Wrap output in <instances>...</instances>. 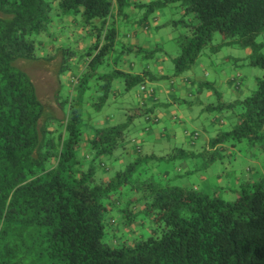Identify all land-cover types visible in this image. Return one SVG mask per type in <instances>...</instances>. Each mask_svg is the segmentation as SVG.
I'll use <instances>...</instances> for the list:
<instances>
[{
  "label": "trees",
  "instance_id": "trees-1",
  "mask_svg": "<svg viewBox=\"0 0 264 264\" xmlns=\"http://www.w3.org/2000/svg\"><path fill=\"white\" fill-rule=\"evenodd\" d=\"M175 3H180L186 19L175 22L185 32L177 39L173 77L190 71L209 45L212 54L223 47L249 49L251 64L264 70V45L257 42L264 34V0H155L139 5L147 9L139 22L147 24L150 15ZM129 6L130 0H0V264H264V167L257 180L242 183L235 201L172 185L168 172L164 184L139 183L133 176L136 163L142 161V138L131 126L140 117L154 123L152 109H134L123 123L112 124L107 117L97 126L85 125L82 105L88 72L96 63L100 67L109 62L119 43L115 22H109L115 11L125 18ZM80 18L83 25L93 24L91 35L96 34L86 54L89 70L84 78L72 74V86L78 83L76 100L71 92L64 102L57 95L63 111L59 119L46 110L30 76L15 64L39 59V51L46 48L43 38L53 35L51 49L62 56L61 69H66L76 52L60 44L57 32L65 25L76 27ZM214 33L222 36L221 44L212 45ZM128 49L125 52L132 51ZM134 49L150 60L155 57L153 51ZM47 52L42 58L49 57L50 49ZM96 68L91 77L104 82L98 86L103 95L93 103L97 109L106 106L110 96L120 97L117 80L124 83L123 94L136 87L153 94L148 84L167 79L117 68L101 73ZM199 90L221 98L211 83H200ZM241 90L237 85L235 92ZM216 108L240 111L232 130L212 140L215 151L204 148V154L227 152V138L263 147L264 75L251 96ZM120 148L137 162L108 178L113 168L103 159ZM173 154L174 161L195 157L184 148H175ZM128 186L143 196H123ZM107 201L127 205L122 220L111 214ZM142 201L137 209L134 202ZM141 210L150 217L148 235L142 222L133 238L123 240L121 229L137 224Z\"/></svg>",
  "mask_w": 264,
  "mask_h": 264
},
{
  "label": "rangeland",
  "instance_id": "rangeland-1",
  "mask_svg": "<svg viewBox=\"0 0 264 264\" xmlns=\"http://www.w3.org/2000/svg\"><path fill=\"white\" fill-rule=\"evenodd\" d=\"M150 2H152V0H147L144 3L149 4ZM133 9L137 11V15L134 16L135 22H141L147 9ZM155 13H159V16H157L159 25L158 27H155L154 23L152 24L151 22L152 33L154 38H163V42L162 45H160V49L162 50L160 52L153 51V54L156 58L162 57V53L168 57L165 64V74H167V76H173L175 73L173 59L179 55L177 39L181 33L185 32L184 27L181 26L182 24H175V22H178L181 19H186V17H183L180 3H175ZM83 24L84 23L80 18L79 24L76 25V27L65 25L62 29L59 26L60 31L57 33L60 36L57 35V37L60 38V44L76 52L74 59L72 61L69 60V64L67 63L68 67L63 71L61 69V63L63 61L62 56L56 54L55 51H52L51 49V43H54L52 41V39H54L53 35L49 37L45 36V40L42 37L46 48L41 52L39 51V59L32 61H18L15 64V68L22 69L30 76L36 86L39 99L45 106L46 110L53 113V115L59 119L63 118V111L57 103V95L60 96V101L64 102L72 96V93L74 97L72 96L71 98L76 100L78 83L76 82V84L73 85L76 88L74 90L71 83L73 81L72 74L75 72L80 74L78 75V78H84L85 76L83 74L86 73L87 75L89 73V81L84 83L88 84L89 87L84 93L83 100L85 102L82 105L83 109L86 110V113H84L85 125L92 127L97 126L99 121H104L107 117L112 118V124L123 123L129 115L134 114L135 102L133 97L140 89L139 87H136L130 92L123 94L124 83L122 80H117L115 81V87L120 84L121 95H118L120 97L116 100L113 96H110L111 98L107 105L97 109V106L93 103L97 101V97L103 95L101 90L98 91V86L104 82L102 80L96 82V80L91 77L92 72L98 65L97 63L93 65L90 72L87 73L89 69L88 65H86L88 63L86 54L89 50L86 46L87 44H90V38L93 36L91 35L93 29L90 30L92 27L91 25L93 24L89 25L91 27ZM72 31H75L74 36L70 35V32ZM132 31H134V27L129 26V28L125 30V34L128 35ZM62 37H66V41L63 42ZM67 37H69V39ZM82 40H84L85 44L81 43ZM125 42L126 40L119 38V43L115 48V52L111 54L109 62L97 67L96 70L98 72L108 73L116 68L123 70L121 65H119L122 61L119 53L125 48ZM221 42L222 36L219 33H214L212 45H218L221 44ZM257 42L264 45V34L257 38ZM84 48L85 50H83ZM130 48L132 51L128 54H130L132 61L137 62V65H140V63H148L149 59L145 58V55H138L139 53L137 54L134 46H131ZM48 49L51 51L49 57L45 59L42 58L44 55L43 53L48 54ZM210 49L211 45L205 48L202 56L198 59L192 69L184 73V75L194 77L196 74V76L199 77V83L213 84L216 91L220 93L219 96H221V98L219 99L217 95L210 97L207 94L209 90H204L200 104H191L192 107H186L187 109L183 106V109L186 111V116L190 119L187 121V126L191 124L197 130L207 132V137L209 136L210 138L215 139L220 134L232 130L231 123H234L236 114L240 111V108L227 110L216 107L222 103H233L239 98L245 99L251 96L253 92L256 91L257 79L263 77L264 70L251 64V51L249 49H243L236 46L223 47L220 52L216 54H212ZM262 53L264 54V48ZM77 62L78 65H76ZM140 68L141 67L138 66V69ZM206 70L209 74L206 73ZM237 85L241 86V89L243 90H241L242 93L235 92ZM211 104H214L215 106L213 109L211 108ZM65 107L67 110L68 106H66V104ZM187 110H190V112ZM221 116H224L226 119V124L223 127L214 123V120ZM89 118L91 119L89 120ZM166 125L170 127L172 126L171 122H168ZM148 127H150V124L147 121V117L136 118L131 126L134 135L136 137H141L145 141L144 144H142V142L140 144L143 148V155L141 156L142 161L137 162V158L135 159L134 155L124 154L122 148L117 149L114 155L107 156L103 159L104 163L109 165V168H113L112 171L108 173V178L114 177L119 170H125L131 163L137 162L135 165L136 172L133 179H137L139 183L155 182L164 184L166 181L165 172H168L170 184L172 185L194 187L208 194H218L224 200L235 201L242 190L241 185L244 181L257 180L263 175L264 142L262 144L263 147H259L252 146L246 141L235 142L234 140H229L227 138L224 142L225 147L232 149V144L235 143L236 145V150L231 152V155L228 154V150V153L222 150L217 153L204 154L205 147L200 143L198 147L193 150L195 157L174 161L172 160V157H174L173 153L175 148H177V145L174 144V140L170 139L171 141H168V138L166 139L165 137L164 139H157L155 137L156 134L153 136H147L146 130ZM84 130L85 133L88 131L87 129ZM131 137L134 138L132 135ZM179 145L180 144H178V146ZM178 148H184L187 151L189 150L186 146H179ZM153 154H155L154 159L151 158ZM80 155L83 157L82 153ZM99 173L100 171L98 172V177H100ZM130 188V186L124 188L123 196H129L130 199L134 200L143 196V192L140 191L137 193L133 188H131L132 190ZM134 203H138L136 205L134 204V206L139 209L142 208L144 202ZM107 204L112 206L110 211L111 214L119 218V220H122V212L127 205L125 203H110L109 201H107ZM142 222L144 223V228L146 230H143V233L147 236L151 221L145 210H141L138 214L137 224H134L131 229L128 230L121 229L119 236L123 240H130L134 237L133 231L139 230L138 226Z\"/></svg>",
  "mask_w": 264,
  "mask_h": 264
},
{
  "label": "crops",
  "instance_id": "crops-1",
  "mask_svg": "<svg viewBox=\"0 0 264 264\" xmlns=\"http://www.w3.org/2000/svg\"><path fill=\"white\" fill-rule=\"evenodd\" d=\"M145 1L147 0H130V6L127 8V16L125 18L120 17L115 11L114 15L116 17L113 19L110 18L111 20L109 23L110 26H112L111 24L115 22V26L118 30V38L126 40L124 43L126 48L134 46L135 48L141 47L144 51H157L160 45H162L163 38H154L151 22L152 24L154 23L155 27H158L159 23L157 21V16H159V13H154V15L150 16L145 25L140 22H135L134 19V16L137 15V11L133 8H140L139 5ZM129 26H133L134 31L126 35L125 30L129 28ZM95 35L91 36L90 44H87L86 48H89L94 43ZM119 55H121L120 57L122 58L119 65H121V68H123L125 72L134 74L148 72L158 77H167L165 80L148 84L149 87H152L153 94L142 92L140 89L133 97L135 102L134 109L143 111L152 109L150 114L157 118L154 123L149 122L150 127H148L149 130L146 135L153 136L156 134L155 137L157 139H164L165 137L166 139L168 138V141L172 139L174 140V144L177 145V148L179 146H186L190 151H193L202 143L205 149L207 148L208 150L215 151V149L211 148V143L214 138L207 137V132L197 130L191 124L187 126V121L190 119L186 116V111L183 109V106H185L184 108H190L192 107L191 104H200L204 91L201 92V90H199V77H197L196 74H193L194 77L190 75H182L180 77L167 76V74H165V64L168 57L163 53L162 57H155L154 60L149 59L148 63H140V65L132 61L130 54L125 52V50L120 52ZM175 58L176 57H174V59ZM138 66L141 68L138 69ZM206 73L209 74L207 70ZM207 94L210 97L214 95L212 91H208ZM187 111L190 112V110ZM168 122H171V127L166 125ZM214 123L223 127L226 124V119L224 116H221L216 118ZM141 142L144 143V139H142ZM178 144L180 145L178 146ZM227 150L231 151L229 148H227L226 151Z\"/></svg>",
  "mask_w": 264,
  "mask_h": 264
}]
</instances>
